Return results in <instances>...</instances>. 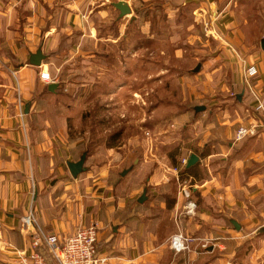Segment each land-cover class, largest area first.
I'll return each instance as SVG.
<instances>
[{
  "label": "crops",
  "instance_id": "0c3cea01",
  "mask_svg": "<svg viewBox=\"0 0 264 264\" xmlns=\"http://www.w3.org/2000/svg\"><path fill=\"white\" fill-rule=\"evenodd\" d=\"M122 1L132 15L121 19L113 4ZM67 37L89 43L91 56L105 47L108 61L122 54L116 74L90 59L93 84L106 80L115 100L143 80L132 92L134 121L159 137L161 151L132 137L127 152L92 151L85 171L72 176L68 163L91 143L68 134L84 123L85 99L78 88L69 93L78 71L64 68ZM263 40L264 0H0V264L30 253L32 235L21 228L30 213L61 238L97 226L106 264H264ZM39 48L48 59L33 67ZM244 62L257 70L250 85ZM150 92L157 101L146 107ZM242 128L251 134L239 140ZM193 154L198 163L182 167ZM181 183L191 189L193 216ZM178 233L195 239L190 252L170 247Z\"/></svg>",
  "mask_w": 264,
  "mask_h": 264
},
{
  "label": "rangeland",
  "instance_id": "374dc122",
  "mask_svg": "<svg viewBox=\"0 0 264 264\" xmlns=\"http://www.w3.org/2000/svg\"><path fill=\"white\" fill-rule=\"evenodd\" d=\"M106 28L107 26H105L104 30H106ZM104 33L106 32H103V34ZM78 39L79 38H65L63 53H71L72 57H68L70 62L64 66V68H68L73 72L78 71L77 76H75L76 74H73L74 76L69 80V87L71 89L69 93L73 92V94H75L76 88H78L79 92L82 91L85 99V108H82V111H85L82 115L84 123L81 126L80 118V120H78L79 122L76 123L79 127L77 129L70 128L68 134L71 136L75 135L76 138H82L84 141H89L93 151L106 145L104 141L116 133L121 134V138L119 142H117L118 144L116 143L121 152H127V140L129 141L132 137L140 140L142 144L145 143L150 146L154 153L161 151V143H158L157 145L155 144L157 143V140L159 141V137L156 136L153 131L144 128L140 130L138 122L134 121L138 120L140 110L137 107V104H139L137 102L138 98L134 97L132 92L137 91L139 93L142 91L141 89L145 84L143 80L141 82H139V80H132L130 87L127 88V90H125L117 99L113 100V98L108 95L110 85L106 80L100 81L98 85H96V83L93 84L95 82L94 78H96L94 77L96 70H94L95 67L92 66L90 59L100 60V64H103L101 66L104 69V71H100L101 73L108 75V73L113 71V74H116L122 73L123 66L120 64L121 61H119L123 58L122 54H120L119 51H114L115 58L108 61L106 55L108 54L107 52L109 49L105 47L99 55L96 52L91 56V45L89 43L86 44L83 41L81 43ZM109 70H111V72H109ZM148 72L154 73V70L148 67ZM152 89L153 91H156L155 87ZM97 90L100 91L99 94H102L99 97L97 96ZM153 93L154 92H150L148 97H144V101L147 103L146 107L157 101L156 98L152 97V95H154ZM160 98L161 96L158 99ZM165 99L166 101H172L170 95L165 96ZM142 103L143 101L141 102V106H144ZM130 121L133 123L129 124ZM168 136L171 135L168 134ZM142 144H140V147ZM154 146H157L158 149L156 150V147ZM148 159H152L150 153H148ZM166 168L168 167L163 166V169Z\"/></svg>",
  "mask_w": 264,
  "mask_h": 264
},
{
  "label": "built area",
  "instance_id": "2783aa9c",
  "mask_svg": "<svg viewBox=\"0 0 264 264\" xmlns=\"http://www.w3.org/2000/svg\"><path fill=\"white\" fill-rule=\"evenodd\" d=\"M204 25L206 28H210V30L213 29V23L206 21ZM209 33L215 37L213 33ZM233 52L236 53L234 50ZM242 71L247 84L250 85V79L257 74V70L254 67H247L244 62ZM41 79L51 81L50 74L42 72ZM253 94L255 93L253 92ZM260 108L264 110V105L261 104ZM19 116L23 118L21 109ZM249 134H251V131L242 128L238 132L237 139L241 140ZM187 164L188 160L183 159L182 167H185ZM174 172L179 174V169L175 168ZM180 185L181 193L187 199L185 213L193 216L196 214L197 206L191 201V189L187 187L186 183H181ZM21 228L23 232L32 235V241L29 254L26 252L18 253L20 264H106L108 261V258L99 257L98 255V229L95 225L81 228L74 235L61 238L58 235L47 234L39 229L35 215L30 213L22 220ZM0 236H2L1 228ZM194 240L183 233H178L171 237L169 243L175 253L185 254L190 252L191 244ZM206 246L207 244L203 247L206 248Z\"/></svg>",
  "mask_w": 264,
  "mask_h": 264
},
{
  "label": "water",
  "instance_id": "95a60500",
  "mask_svg": "<svg viewBox=\"0 0 264 264\" xmlns=\"http://www.w3.org/2000/svg\"><path fill=\"white\" fill-rule=\"evenodd\" d=\"M113 6L120 12V18L129 17L132 15V9L130 8L129 4L127 2H118L114 3ZM262 50L264 51V40L261 43ZM48 59V56L45 55L42 48H39L36 53L31 54L30 56V65L33 67H41L43 65V62H45ZM201 66L197 67L195 72H199ZM59 88L58 84H51L49 89L51 91H55ZM204 107H197L196 110L202 111L204 110ZM27 113L29 112V105L27 106ZM87 160V154L85 153L81 160L77 163H68L69 170L74 178H77L79 175H81L85 171V162ZM199 161V157L195 154H193L188 162L187 167L190 168L197 164ZM146 199V193L141 198V201H144ZM238 229L239 226L235 225Z\"/></svg>",
  "mask_w": 264,
  "mask_h": 264
},
{
  "label": "trees",
  "instance_id": "16d2710c",
  "mask_svg": "<svg viewBox=\"0 0 264 264\" xmlns=\"http://www.w3.org/2000/svg\"><path fill=\"white\" fill-rule=\"evenodd\" d=\"M73 93V92H72ZM71 93V94H72ZM120 138H121V134L120 133H116V134H114L113 136H110L108 139H106L105 141H104V143L109 147V146H115V145H117L118 143L117 142H119V140H120ZM117 143V144H116ZM92 151H93V149H92V147L90 146L89 147V149L87 150V156L89 155L90 156V154L92 153ZM192 169V168H191ZM189 171H184L185 173H190V169H188Z\"/></svg>",
  "mask_w": 264,
  "mask_h": 264
}]
</instances>
